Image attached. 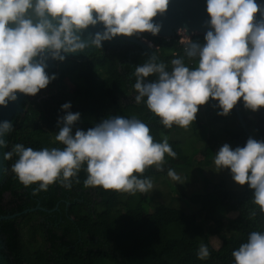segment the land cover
<instances>
[{"label":"clouds","instance_id":"9594fccd","mask_svg":"<svg viewBox=\"0 0 264 264\" xmlns=\"http://www.w3.org/2000/svg\"><path fill=\"white\" fill-rule=\"evenodd\" d=\"M169 0H0V106L17 99V93L35 95L56 78L45 71L46 61H63V53L102 48V42L117 35L159 33L153 20L163 14ZM208 30L203 42L186 41V56L165 62L153 52L134 67V100L144 105L166 128H187L196 119L198 106L209 100L227 115L242 101L257 111L264 106V4L257 0H205ZM259 13V19L256 14ZM102 30L82 39L89 26ZM149 47H152L151 42ZM150 77H153L149 79ZM71 101L60 105L55 141L61 147L33 149L15 143L2 153L12 160L10 170L33 195L47 191L53 183L72 187V178L83 169L85 186H102L130 194L146 193L152 180L146 168L162 171L165 154L175 158L167 137L156 141L149 126L136 117L111 115L84 130L75 127L80 112H72ZM75 127V131H73ZM13 130L11 121H0V148H8L4 137ZM217 170L227 169L238 185L252 189V203L264 213V139L248 137L243 146L222 144L213 157ZM9 168H2L6 173ZM167 175L181 178L174 169ZM38 182V183H37ZM256 211L250 213V218ZM210 255L206 244L199 259ZM232 264H264V230H253L231 252Z\"/></svg>","mask_w":264,"mask_h":264},{"label":"trees","instance_id":"16d2710c","mask_svg":"<svg viewBox=\"0 0 264 264\" xmlns=\"http://www.w3.org/2000/svg\"><path fill=\"white\" fill-rule=\"evenodd\" d=\"M203 36L194 34L190 39L202 43ZM142 37L153 44L156 55L166 63L183 57L190 67L196 66L195 60L186 56L177 34L169 38L149 34ZM147 57L135 44L111 42L92 49L82 59L59 61L47 72L55 73L56 78L37 94L24 98L23 113L11 120L13 130L6 136L9 147L5 151L15 143L33 149L61 147L55 135L58 117L65 114L60 105L66 101H71L70 111L81 114L75 127L86 130L111 115L136 117L149 126L156 141L163 140L177 125L166 128L144 103L137 104L134 100L132 73ZM206 103L209 118L204 123L206 133L210 123L219 124L221 132L230 137V146H243L250 135L237 121L234 108L227 115H218L219 109L213 107L215 101ZM237 104L248 131L255 139H264V107L252 111L242 101ZM198 112L191 123L195 134L202 125ZM210 135L203 139L201 148L193 149V153L200 151L204 156L199 165H210L213 161L216 135ZM168 142L178 155H185L181 141L168 139ZM15 159L6 160L9 171L0 181V216L20 213L0 220V237L9 264H232V250L246 240L248 233L264 230V213L252 203L253 190L247 184L237 191L227 189L221 181L204 180L202 192L192 197L205 205L197 210L198 219L186 227L165 205L154 207V211L164 214L150 222L132 220L131 215L149 212V192L130 194L102 186H85L87 173L83 169L78 177L72 178L71 188L53 183L47 191L33 195L36 184L25 187L11 172L10 165ZM173 159L165 154L162 171L149 166L142 175L150 179L167 176L169 168L190 165L189 158L180 165ZM36 206L47 211L21 213ZM253 210L256 216L250 218ZM212 238L219 240L217 248ZM201 243L210 252L203 260L197 257Z\"/></svg>","mask_w":264,"mask_h":264},{"label":"rangeland","instance_id":"374dc122","mask_svg":"<svg viewBox=\"0 0 264 264\" xmlns=\"http://www.w3.org/2000/svg\"><path fill=\"white\" fill-rule=\"evenodd\" d=\"M184 31H178L176 34L178 36H187ZM140 39L149 42L146 38L139 35ZM153 46V44L151 43ZM154 48V46H153ZM107 94L109 90L106 89ZM207 103L199 106V112L202 125L199 129L193 131L191 124L187 128L177 126L175 129L170 131L168 134L164 135L167 139H174L181 141V147L185 155H178L173 159L175 164H182L187 158L190 160V165H180L174 168L175 172L180 176L179 181H173L168 175L167 176H157L152 178L153 187L149 190L150 203L147 206L149 212L147 214H142L139 216L131 215L134 221L150 222L159 215L164 214L162 211H154V207L157 205H165L170 208L171 213L176 215L181 221H183L186 227L194 223L198 217L197 213L199 207H203L205 204H199L192 196L195 193L202 192L203 181L208 180L211 183L223 182L225 187L230 190L240 191L243 186L236 184L225 168L222 170H217L214 162L210 165H199V161L204 159L200 151L194 152L193 149L201 148L203 139L208 135H216L213 142L215 151L224 143H229L230 137L220 130V125L216 123H210L208 125L209 131L206 133L204 130V123L208 122L207 118ZM232 124H235V119H232ZM210 135V136H211ZM215 154V152H214ZM192 155V156H191ZM8 196L7 194L5 195ZM208 201V200H207ZM206 201V203H207ZM151 206V207H149ZM193 214V215H192ZM196 215V216H195ZM212 244L217 248L220 244L217 238H212Z\"/></svg>","mask_w":264,"mask_h":264},{"label":"water","instance_id":"95a60500","mask_svg":"<svg viewBox=\"0 0 264 264\" xmlns=\"http://www.w3.org/2000/svg\"><path fill=\"white\" fill-rule=\"evenodd\" d=\"M257 3L264 4V0H257ZM256 18L259 19V13L256 14ZM209 19L208 14L205 11V0H169L168 7L163 14H157L153 20L161 25L160 31L157 36H161L164 38H169L175 35L178 31H184L187 36H192L194 34H205L208 30V25L206 21ZM102 30V25L97 24L96 26H89L87 29L83 30L81 33L82 39H89L90 33H94L96 31ZM142 34L151 33L145 32ZM111 42H128L131 44L137 45L140 50L146 53L147 56H150L154 52V48L149 47V43L143 39L139 38V35L125 36V35H117L111 40H105L102 42L103 44L111 43ZM93 48H86L84 51H76L72 53H63L65 58H78L82 59L88 52H90ZM156 54V53H155ZM159 58V57H158ZM160 59V58H159ZM61 61L58 59L49 58L46 63L47 67L45 69L46 72L54 69L56 64ZM26 94L17 93V99L15 101H10L7 106H0V121L8 120L11 121L17 114L23 113L24 108L22 107V102L26 97ZM234 111L238 121L241 123L242 127L246 130L247 134L250 137L254 138V136L245 128V123L243 122V118L238 109V104L234 105ZM6 140V137H4ZM255 139V138H254ZM5 151L4 148H0V169L3 167L6 168V160H3L2 153ZM4 177V172H0V181ZM40 209L47 211V209L36 206L32 209H25L21 213H26L30 210ZM20 213L12 214V215H1L0 220L14 218ZM2 246V240L0 239V249ZM0 264H4L0 261Z\"/></svg>","mask_w":264,"mask_h":264},{"label":"flooded vegetation","instance_id":"af4514ba","mask_svg":"<svg viewBox=\"0 0 264 264\" xmlns=\"http://www.w3.org/2000/svg\"><path fill=\"white\" fill-rule=\"evenodd\" d=\"M93 49H95V48H93ZM264 107V106H263ZM239 109V108H238ZM240 111V110H239ZM240 114H241V116H242V118H243V115H242V113H241V111H240ZM237 121H238V119H237ZM239 122V121H238ZM243 122L245 123V128L247 129V130H249L248 128H247V125H246V122H245V120H244V118H243ZM240 123V122H239ZM240 125H241V123H240ZM241 127H242V125H241ZM243 128V127H242ZM244 129V128H243ZM250 132V131H249ZM0 239L2 240V238L0 237ZM0 261H2L4 264H9V259H8V257H7V255H6V250H5V247H4V243H3V240H2V246H1V249H0Z\"/></svg>","mask_w":264,"mask_h":264},{"label":"built area","instance_id":"2783aa9c","mask_svg":"<svg viewBox=\"0 0 264 264\" xmlns=\"http://www.w3.org/2000/svg\"><path fill=\"white\" fill-rule=\"evenodd\" d=\"M189 38H190V36H184V37L179 36V43L183 47L184 52H185V48H186V41H188ZM185 54H186V52H185Z\"/></svg>","mask_w":264,"mask_h":264}]
</instances>
